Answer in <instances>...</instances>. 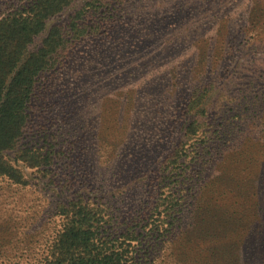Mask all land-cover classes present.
Listing matches in <instances>:
<instances>
[{"label": "rangeland", "instance_id": "374dc122", "mask_svg": "<svg viewBox=\"0 0 264 264\" xmlns=\"http://www.w3.org/2000/svg\"><path fill=\"white\" fill-rule=\"evenodd\" d=\"M32 2L0 0V21ZM56 29L25 134L2 156L28 184L0 177V264H49L60 207L81 199L149 243L152 216L195 186L150 263L264 264V0H73L29 52ZM210 84L207 116L189 111L193 86ZM196 121L206 142L187 162L228 144L182 188L166 160ZM27 149L40 172L19 160Z\"/></svg>", "mask_w": 264, "mask_h": 264}, {"label": "trees", "instance_id": "16d2710c", "mask_svg": "<svg viewBox=\"0 0 264 264\" xmlns=\"http://www.w3.org/2000/svg\"><path fill=\"white\" fill-rule=\"evenodd\" d=\"M71 2L73 0H33L29 6H24L0 21V177L7 178L17 185L28 184L23 171L12 166L2 156L5 152L14 150L25 134L29 119L27 111L34 95L36 77L44 71L46 66L53 67L55 55L48 61L45 54L47 49L51 48H56L54 51L57 52L60 46L58 47L54 36L58 34L60 38H63L61 30L56 29L55 34H50V39L38 52H29V48L44 32L47 22L61 14ZM213 86V84L204 87L193 86L187 105L189 111L197 109V114L207 116L206 104ZM197 123L198 121L193 122L188 127L185 133L186 145L181 144V148H177L166 160L165 171L171 170L172 178L174 177L176 184L182 188L196 178L191 172L192 163L199 164L208 157L203 167L212 166L214 159L219 157L224 150L222 148L228 144L222 147L220 145L215 152H204L202 156L200 153L199 156L187 162L186 159L196 154L206 142L205 131L202 132ZM166 127V130L161 129L152 139L162 136L164 131L170 129L169 125ZM148 135L152 136V134ZM29 151L32 154H29ZM35 154L28 149L21 150L19 160L26 167L40 172V165L37 163ZM40 157L43 156L40 155ZM175 172L177 174L174 176ZM204 175L206 172L202 170V176H198L197 183L203 179ZM195 190L196 186L191 187L187 196L181 193L178 203L176 199L169 198L171 208L164 213H159L156 218L152 216L157 224L150 229L153 236L149 243L140 241L142 234L136 236L130 229L120 231L119 224L115 222L112 215V207L96 206L86 203L83 199L76 204L70 203L60 207L65 224L53 246L52 261L49 264H155L149 261L151 252L156 251L160 242L162 243L182 225L184 219L180 214L183 213L186 203L194 198ZM177 207L181 211L176 212ZM164 224H166L165 227H163ZM206 260L208 262L206 264H211L208 256ZM163 261L162 264H167ZM188 261L184 259L181 264H189Z\"/></svg>", "mask_w": 264, "mask_h": 264}]
</instances>
